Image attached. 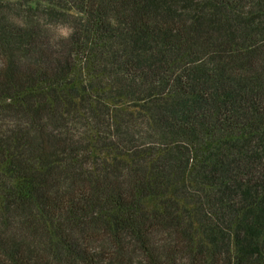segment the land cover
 I'll list each match as a JSON object with an SVG mask.
<instances>
[{
    "label": "trees",
    "instance_id": "obj_1",
    "mask_svg": "<svg viewBox=\"0 0 264 264\" xmlns=\"http://www.w3.org/2000/svg\"><path fill=\"white\" fill-rule=\"evenodd\" d=\"M0 264H264V0H0Z\"/></svg>",
    "mask_w": 264,
    "mask_h": 264
},
{
    "label": "rangeland",
    "instance_id": "obj_2",
    "mask_svg": "<svg viewBox=\"0 0 264 264\" xmlns=\"http://www.w3.org/2000/svg\"><path fill=\"white\" fill-rule=\"evenodd\" d=\"M64 26V25H63ZM63 26H61V28L59 29L61 32L66 33V29L63 28Z\"/></svg>",
    "mask_w": 264,
    "mask_h": 264
}]
</instances>
